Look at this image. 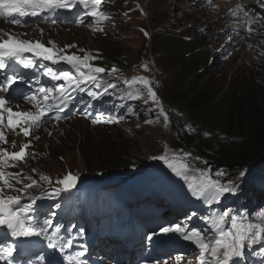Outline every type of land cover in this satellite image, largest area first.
Wrapping results in <instances>:
<instances>
[{"label":"rangeland","instance_id":"obj_1","mask_svg":"<svg viewBox=\"0 0 264 264\" xmlns=\"http://www.w3.org/2000/svg\"><path fill=\"white\" fill-rule=\"evenodd\" d=\"M120 7L123 8L127 15V25L118 26L120 17L113 15L108 22L103 23L102 32L94 31L95 19L86 17L85 22L80 23L81 30H64L60 34L53 32L52 36L58 37L57 40L62 41V44L77 43L80 48L90 50L87 53L97 57L91 61L96 66H103L102 61L107 58L108 51H110L111 46L106 45L112 42L110 38L118 41L121 60H127V64H130V68H125L127 65L121 66L124 72L130 70L128 74L129 80L135 77L136 72L145 65L156 73L157 81L155 82V87L157 96L165 113H167L164 108L166 103L170 106L177 98H181V95L187 91V87L191 82L192 87L194 85L201 88L204 85L206 90L209 89L211 91L212 89L213 91L209 95L215 96L214 104L216 106L211 109L210 123L203 122L196 115L188 114L184 105L179 106V111L183 113L182 119L184 121L195 122V127L203 126L204 129H209V131L211 130L214 133L218 131L219 123L217 122V117L221 115V110L228 99L227 95H229V88L232 84H237V81H239L245 86L253 85L254 83L259 88L264 87L263 31L258 29L256 33V39L263 52L261 51L259 58L255 59L246 53L250 49L247 44L248 40H244L246 45H243L241 54L237 56L235 50L230 52L226 48H219V51L213 52L209 47V37H204L196 29L195 32L191 33V37H195L196 40L193 41L204 47V53L201 54L202 57L206 55L208 68L205 71V75L202 74L204 75L202 81L194 83V73L190 76L182 72L177 73L174 69V63L165 55L166 51L161 47L159 48V45L152 44L151 34L155 33L152 28L160 18L166 17L168 20L158 27L164 29V31L174 29L172 18H175L174 11L177 9L185 13L188 19L194 21L193 23L197 22V24L210 25L215 20L217 21V16L208 15L206 17L202 11L185 5L183 0H125ZM80 12L84 13L83 10ZM231 13L232 11H230ZM229 24V45L234 46V48L239 47L240 40L236 37V33L240 32V30L235 28L233 22H229ZM180 25L182 26V23ZM119 30V35L116 37ZM213 30V28L209 29L210 32ZM185 31L186 29L181 32L185 33ZM74 53L81 56L85 55V52L78 50L74 51ZM156 57L160 59L158 63L156 62ZM61 67L59 66V68ZM44 69L45 65L42 64V66L28 69V71L32 72L35 70L39 75L37 84H43L45 83L44 81L56 82L47 75V70ZM66 70L72 71L69 65ZM247 72L248 75H246L247 78L245 79L243 74ZM231 76L234 78H231ZM205 77L207 78L205 79ZM75 92L81 94V91ZM135 96L139 98H133ZM132 98L137 103L135 108L137 113L132 115V128L122 130L125 137L131 141H126L125 143V148L130 153V160H133L134 165L137 167L144 169L158 162V166L150 170L151 173H154L155 170L166 171L169 167L163 161L153 159V157L162 155L165 149L169 151L170 155L172 153L179 154L171 138V114L167 113L168 120L165 121L164 116L161 114L160 106L149 98L147 90L139 84H136V93L132 94ZM141 103H143L144 107H140ZM90 121L92 122V119L85 120V122L83 120L76 121L70 128L62 127L56 122L53 125L43 123L34 134L35 139L39 137V139H36L38 146L36 156L40 157V160L36 159L33 162L32 159L26 157L24 161L27 162L26 165H19L18 162H14L17 166L9 167L14 171L13 173L22 170L23 175H30L36 180H39L40 175H47L55 182L69 172L79 177L76 187L70 193H65L59 198L44 196L43 188H47V185L42 181L43 188L33 187L24 196L25 203L29 202L28 197H39L34 205L33 222L42 224L45 219L51 222L48 235L52 236V233L56 232V235L52 238L57 244V248L48 247L49 241L44 236L14 238L10 234L5 235L7 229L0 227V247L15 245L17 249L13 253L12 264H41L55 261L58 264H64L65 262L69 263L66 259L68 255H72L76 258L75 261L82 264L79 256L67 252V249L63 253L60 252V246L69 240L72 242V246L80 253H83L86 264L89 261L101 264L99 261L100 257L106 259L109 264L114 262L118 264H132V262L134 264H164L165 261L170 259H174L173 264H175L176 256L183 257L182 264H187L188 261L196 264L198 249L191 242L185 241L179 234H163L162 232L159 236H149V234L161 231L162 227L179 223L182 227H196L203 229L208 235H212L209 231V225L201 217L210 216L214 212H218L214 210L236 207L240 205L241 200L246 195L249 194L252 197L254 188H264V162L251 164L246 170L242 169L241 172H244V177L241 183L237 185V192L234 195L226 194V197L222 198L219 204L213 203L209 205L203 198L193 196L189 187L190 183L184 181L178 183L175 181H169L168 183L158 182L155 190L163 191L170 198L167 203L163 198L158 200V206L163 207L162 202H164L166 209L163 216L156 218V220L160 221L159 224L151 225L147 228L150 220L147 218L151 215L147 216V218L140 217V222L133 223V227L144 231L137 233V235L134 234L131 238H119V235H121L120 227L127 225L128 217L131 220L136 217V215H133L134 207L148 202L153 198V195L147 199L148 196L143 183L139 191L142 192L145 200L133 201V197H137V188L134 190L129 180L124 177V173H116L118 168H112L121 159H114L111 154L108 156L106 151H103L108 146V142H98L99 137H97L96 132H101L100 138H102L104 136L103 131L107 130V123L94 124L92 127ZM64 126L67 125L64 124ZM89 126L92 128H89ZM98 127L100 128L98 129ZM208 137L209 135L206 136V139H209ZM74 142L77 144L75 145ZM88 143L91 144V150L83 153L82 150L87 147ZM33 169H36V172H33ZM217 173H223V175L218 176ZM234 173L227 166H219L213 171L212 177L221 180L222 183H227L229 180L236 182L240 174L235 176ZM111 175L120 176L112 177ZM177 177L179 179L182 178V176ZM96 182L98 183L96 184ZM125 185L127 187H123ZM16 187L20 188L22 185L17 184ZM102 189L105 190L104 194H98L99 191L101 193ZM115 189H120L118 196L128 206L129 214L127 215L122 208L119 209L122 212V219L117 221L112 230L109 231L103 228L104 220L116 218L117 215L110 214L115 209L105 207L106 205L109 206L110 203H114L115 199L114 197L109 198V203L102 196H106L105 193ZM9 194L14 195L16 193L10 192ZM74 198L76 200L75 203ZM56 204H59L60 207H55ZM249 208L250 205L246 203V213L239 210L233 212L255 214L259 211V209L249 211ZM65 212L69 217L65 218L64 215H61V213ZM192 213L197 215L192 216ZM75 222L78 223L77 228ZM94 223L97 224L94 225ZM57 229L59 230L58 232ZM24 240L27 241L26 248L21 251L20 245ZM176 240L183 241L177 242ZM184 241L189 244L179 246L178 250L163 248L167 242H175V246H178L179 243H184ZM117 246H120V249H117ZM166 246H171V244L167 243ZM245 251V257L239 264H248L246 255L250 250L246 249ZM0 264H7V261L0 260Z\"/></svg>","mask_w":264,"mask_h":264},{"label":"snow or ice","instance_id":"obj_2","mask_svg":"<svg viewBox=\"0 0 264 264\" xmlns=\"http://www.w3.org/2000/svg\"><path fill=\"white\" fill-rule=\"evenodd\" d=\"M103 2L104 0H0V18H10L11 24L23 26L27 23L24 19L26 17L45 15L50 17L58 10H71L77 5H82L87 10L86 15L95 19L96 25L93 30L102 32L101 23L110 19L109 15L101 10ZM240 12H243L246 17L248 16V12L241 5H238L232 14L238 17ZM52 22L56 23L55 20ZM77 22L84 23L85 20L81 17ZM246 23L250 25L253 21L249 20ZM247 31L251 33L254 29L249 26ZM40 32L43 35V29H40ZM145 34L147 35V33ZM72 47L76 46L67 45L60 48L54 41L45 44L41 40L23 39L18 34L0 31V70L13 65H20L25 69L35 68L37 61H44L51 65L66 64L72 69L69 71L63 68L47 67V75L52 80L62 81V83L39 87L37 90L39 97L37 94L25 97L28 102L35 105L37 111H21L18 106L17 110H14L12 106H9L10 98L0 94V144L8 143L5 130L16 132L19 129L17 134L22 133L25 138L30 137L32 131L40 128L43 119L53 110L57 114L52 118L60 120L62 118L60 113L67 108L73 92L85 91L82 87L84 84H91L99 89L102 87V74L108 71L109 75H113L119 71L116 67L109 71L94 65L91 61L97 57L87 53L84 49H81L85 52L83 56L76 53L69 54L67 49ZM18 79H22V77L16 74L5 76V82L0 84V93H8ZM124 83L144 85L149 98L160 106L161 114L165 121L168 120L167 113L160 105L159 98L148 78L133 77L131 80L125 79ZM114 87V84H108L104 88V92H107L108 88ZM87 94L93 99H98L102 95L101 92L92 90L87 91ZM85 114L92 117L91 112ZM121 119L123 117H105L101 113L92 118V123H119ZM31 143V140H28L22 145L19 152H10L4 147H0V227L7 229L5 235L10 234L14 238L44 236L49 241L48 247L55 249L57 244L52 237L56 235V232H53L52 236L48 235L51 222L47 219L42 224L33 222L34 205L39 197H28L29 202L25 203L24 196L33 187L43 188L42 181L47 185V188H43L44 196L59 198L65 193H70L76 187L79 177L69 172L63 178H58L53 182L47 175H40L39 180H36L30 175H23L22 170L16 173L6 171L9 167L17 166L14 162L25 161L29 154L26 150L31 147ZM32 155L34 158L35 154ZM153 159L163 161L177 176H183L185 179H188L190 170L199 171V178L193 176L189 187L193 196L203 198L209 205L221 203L226 194L234 195L238 190V186L232 180L222 183L221 180L214 179L205 170L193 169L192 160L200 158L192 157L190 152L180 150L179 154L172 153L170 155L169 151L165 149L162 155L154 156ZM204 163L206 164L207 161ZM33 172H36V169H33ZM217 175H223V173H217ZM243 175L244 172H241L240 176ZM17 184L22 187L17 188ZM10 192L16 194H9ZM55 207L59 208L60 205L56 204ZM195 215L197 214L192 213V216ZM201 219L209 225L212 235H208L203 229L182 227L179 223L162 227L161 232L163 234H179L185 241L194 244L198 249L196 264H239L245 257V250H251L256 245H260V252L264 253V209L255 214L234 213L232 209H225L214 212L210 216L201 217ZM71 248L72 242L69 240L61 245L59 250L63 253L65 249ZM16 250L15 245L0 247V260L12 264L13 253ZM82 255V252L77 253V256ZM66 259L69 264H75L76 258L72 255L66 256ZM182 261V256L175 257V264H182ZM164 264H167V261ZM187 264H193V262L188 261Z\"/></svg>","mask_w":264,"mask_h":264},{"label":"trees","instance_id":"obj_3","mask_svg":"<svg viewBox=\"0 0 264 264\" xmlns=\"http://www.w3.org/2000/svg\"><path fill=\"white\" fill-rule=\"evenodd\" d=\"M108 2L118 4L121 0H108ZM167 20L166 17H162L153 26L152 29L155 30V33L151 36L152 44L159 45V48L161 47L166 51L165 55L174 63V69L177 73L182 72L187 76L194 73L195 81L193 82L202 81L208 68L206 55L202 57L201 54L204 53V47L197 42L186 41L179 34L161 31L158 26ZM124 24H127V22H124ZM120 30L116 37L119 35ZM110 41L112 42L106 44L111 47L110 51H108L109 54L106 58L107 63H105V66H113L120 70L121 66L128 65L127 60H121L120 58L119 42L114 41L112 38H110ZM159 60L156 57L157 63ZM246 75H248V72L243 74L245 79L247 78ZM231 78L234 77L231 76ZM191 83L187 87V91L181 95V98H177L171 103V107L165 101L166 105L164 108L167 113L171 114V138L177 151L180 153V150H183L184 152H190L192 157H199L200 159L194 160L211 175H213V171L217 167L227 166L237 176L242 169L246 170L251 164L264 162V87L259 88L254 83L253 85L245 86L239 81H237V84H232L229 88V95H227L228 99L221 110V115L217 117V122L219 123L218 131L214 133L211 130L209 131V129H204L203 126L195 127V122L190 123L182 119L183 113L179 111L180 105L186 107L184 108L188 114L196 115L197 118L205 123H210L211 109L216 106L214 104L215 96L209 95L212 93V89L211 91L209 89L206 90L204 85L201 88L194 85L192 87ZM117 96L125 97V92H121ZM131 103L133 102L131 101ZM185 109L184 111H186ZM122 130H126V128H107L106 131H103L104 136L102 138H100L101 132L97 131L98 142H108V146L103 151H106L108 156L111 154L114 159H121L120 162L112 167L118 168L117 174H136L142 168L137 167L134 165V161L130 160V153L127 152L125 143L126 141H131L125 137ZM205 133H208L209 139H206L207 135ZM74 144L76 145L77 143L74 142ZM86 146L82 150L83 153L91 150L90 143ZM204 161H207V163L205 164ZM119 165L121 166L119 167ZM243 177L239 176L236 179L238 184L241 183ZM155 185L156 177H148L145 184L146 189L148 191L154 190L155 188L153 187ZM117 193L118 191L113 190L108 195H112L117 199L115 203H122L123 201L118 198ZM246 203L250 205L249 211L264 209V188H254L252 197L248 194L241 200L240 205L228 209L246 213ZM259 252L260 245H256L249 252L251 255L249 264H264V253Z\"/></svg>","mask_w":264,"mask_h":264},{"label":"bare ground","instance_id":"obj_4","mask_svg":"<svg viewBox=\"0 0 264 264\" xmlns=\"http://www.w3.org/2000/svg\"><path fill=\"white\" fill-rule=\"evenodd\" d=\"M230 11H232V8H229V12H230ZM236 48H238V47H236ZM97 114H99V113H97ZM113 127H114V126H113ZM111 128H112V127H111ZM22 242H23L24 244H26L27 241L24 240V241H22ZM20 247L23 248L22 243H21ZM67 252H69V253H71V254H74V255H77V253H80V252H79L74 246H72L71 249H67ZM79 258H80L82 264H86V263H85V258H84L83 255H82V256H79ZM100 261L103 262V263H105V264H108V262H107L106 260H104V258H101ZM44 264H56V263H44ZM75 264H79V263H78L77 261H75ZM88 264H94V263H93V261H89Z\"/></svg>","mask_w":264,"mask_h":264},{"label":"clouds","instance_id":"obj_5","mask_svg":"<svg viewBox=\"0 0 264 264\" xmlns=\"http://www.w3.org/2000/svg\"><path fill=\"white\" fill-rule=\"evenodd\" d=\"M56 32H57V31H56ZM57 33H58V34L63 33V31H58ZM91 38H92V37H91Z\"/></svg>","mask_w":264,"mask_h":264},{"label":"built area","instance_id":"obj_6","mask_svg":"<svg viewBox=\"0 0 264 264\" xmlns=\"http://www.w3.org/2000/svg\"><path fill=\"white\" fill-rule=\"evenodd\" d=\"M256 45H259V44H256Z\"/></svg>","mask_w":264,"mask_h":264}]
</instances>
